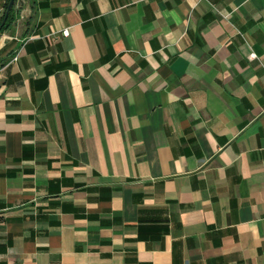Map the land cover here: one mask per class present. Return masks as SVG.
<instances>
[{"label":"crops","instance_id":"0c3cea01","mask_svg":"<svg viewBox=\"0 0 264 264\" xmlns=\"http://www.w3.org/2000/svg\"><path fill=\"white\" fill-rule=\"evenodd\" d=\"M16 5L0 264H264V0Z\"/></svg>","mask_w":264,"mask_h":264},{"label":"trees","instance_id":"16d2710c","mask_svg":"<svg viewBox=\"0 0 264 264\" xmlns=\"http://www.w3.org/2000/svg\"><path fill=\"white\" fill-rule=\"evenodd\" d=\"M17 1L18 0L14 1V4H13V6H12L7 18H6V21H5V23L3 24L2 28H1V31H3L5 28L9 27L12 24V22L14 21V19L16 17L15 12H16V7H17V5H16ZM8 3H9V0L7 1V5H8ZM4 17H5V14L2 17V20H3ZM2 20H1V22H2ZM1 22H0V24H1Z\"/></svg>","mask_w":264,"mask_h":264},{"label":"water","instance_id":"95a60500","mask_svg":"<svg viewBox=\"0 0 264 264\" xmlns=\"http://www.w3.org/2000/svg\"><path fill=\"white\" fill-rule=\"evenodd\" d=\"M14 1H15V0H9V3H8V5H7V8H6V12H5V17L3 18V20H2V22H1V24H0V33H1V28H2L3 24L5 23L6 18H7V16H8V14H9V12H10V10H11L13 4H14Z\"/></svg>","mask_w":264,"mask_h":264},{"label":"built area","instance_id":"2783aa9c","mask_svg":"<svg viewBox=\"0 0 264 264\" xmlns=\"http://www.w3.org/2000/svg\"><path fill=\"white\" fill-rule=\"evenodd\" d=\"M63 33H64L65 35H68V34L70 33V29H69L68 27L64 28V29H63ZM17 56H18V55H15L14 59H16Z\"/></svg>","mask_w":264,"mask_h":264}]
</instances>
